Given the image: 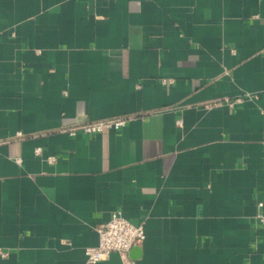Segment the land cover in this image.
I'll return each mask as SVG.
<instances>
[{
	"label": "crops",
	"instance_id": "crops-1",
	"mask_svg": "<svg viewBox=\"0 0 264 264\" xmlns=\"http://www.w3.org/2000/svg\"><path fill=\"white\" fill-rule=\"evenodd\" d=\"M257 202L264 0H0V264H82L116 209L136 264H264Z\"/></svg>",
	"mask_w": 264,
	"mask_h": 264
},
{
	"label": "built area",
	"instance_id": "built-area-1",
	"mask_svg": "<svg viewBox=\"0 0 264 264\" xmlns=\"http://www.w3.org/2000/svg\"><path fill=\"white\" fill-rule=\"evenodd\" d=\"M171 82V81H169ZM251 97V96H249ZM255 98L257 96H254ZM242 97H236L234 100L225 99L228 105L240 102ZM128 122L125 116L104 118L94 120L85 124L71 126L64 131L69 136H75L78 133L98 134L105 130L118 131ZM177 125H181L182 121L177 120ZM41 148H36L35 153L41 155ZM55 156H47L49 163L55 161ZM16 162L20 163L21 158H16ZM260 209L254 216L255 225L264 227V204L257 202ZM98 234V242L95 246L85 248L86 259L82 264H95L99 261L106 260L113 252L118 253L122 264H136L135 259L130 257L131 248L141 243L145 238L143 224L135 225L131 223L122 213L120 209L113 210L107 222L96 228ZM7 252L0 249V258H6Z\"/></svg>",
	"mask_w": 264,
	"mask_h": 264
},
{
	"label": "water",
	"instance_id": "water-1",
	"mask_svg": "<svg viewBox=\"0 0 264 264\" xmlns=\"http://www.w3.org/2000/svg\"><path fill=\"white\" fill-rule=\"evenodd\" d=\"M137 249H136V247L135 246H133L132 248H131V250H130V252H129V255H130V257H136V255H137Z\"/></svg>",
	"mask_w": 264,
	"mask_h": 264
}]
</instances>
